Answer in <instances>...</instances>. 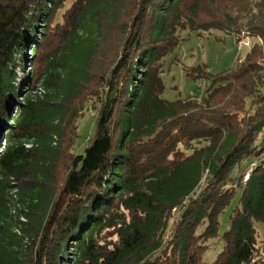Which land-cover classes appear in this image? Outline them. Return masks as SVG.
Returning <instances> with one entry per match:
<instances>
[{
	"label": "trees",
	"instance_id": "obj_1",
	"mask_svg": "<svg viewBox=\"0 0 264 264\" xmlns=\"http://www.w3.org/2000/svg\"><path fill=\"white\" fill-rule=\"evenodd\" d=\"M66 1L0 0V264H203L219 238L212 264H264V91L256 85L264 19L246 26L245 37L261 44L232 69L185 68L209 82L202 97L165 100L162 79V60L183 41L178 31L220 30L240 43L232 14L248 16L253 4L264 13V0H132L122 55L108 71L93 69L88 46L74 41L77 14L94 15L104 0H75L55 24ZM56 37L63 49L52 51ZM70 45L76 64L59 73V52ZM39 83L44 95H20ZM90 100L95 135L77 156L76 123ZM15 191L27 218L20 235L6 219Z\"/></svg>",
	"mask_w": 264,
	"mask_h": 264
},
{
	"label": "rangeland",
	"instance_id": "obj_2",
	"mask_svg": "<svg viewBox=\"0 0 264 264\" xmlns=\"http://www.w3.org/2000/svg\"><path fill=\"white\" fill-rule=\"evenodd\" d=\"M131 1L132 0H104L101 5V10L94 15H92L93 10L89 12L85 10L77 14L76 17L80 19L78 22V35L74 38V41L77 45V49H85L86 46H88L90 65L93 69L98 70L99 68L108 71L115 66L116 61L121 57L123 37L127 34L124 12L128 10ZM253 5L250 15L248 16H237L236 13L232 14L234 22L232 23L234 24L232 27L240 31V38H242L240 43H238L234 34L230 35L220 30L204 32L202 36L190 33L189 31H178V35L183 41L162 60L164 62L162 79L165 85V92L163 94L165 100L172 102L187 97L200 98L205 94L209 82L206 79H192L187 75L185 68L193 69L206 67L210 74L218 75L232 69L239 60H243L246 57L247 53L254 45L261 44L259 39L245 37L244 31L248 24L264 19V13L260 12L259 9ZM74 7H76L75 0H67L64 4V8L57 13L55 24L63 25L65 22V15H71ZM43 26L44 23H40L39 32L44 29ZM38 37L40 38V33H38ZM41 37L43 38V35ZM89 39H91V41ZM56 40L55 44L52 45V51L53 49L55 50L61 47L60 43H58L60 39L58 40L56 37ZM48 41L49 38L47 37L46 42L44 40L46 50L51 42L48 43ZM60 49L63 48L61 47ZM75 50L76 47L70 45L69 49L67 48L59 52L58 58H64L59 61L60 64L57 68L59 73H63L66 68L68 69L76 64L78 56ZM27 54V61L32 62L33 59L30 60V52L28 51ZM28 66L29 63H27L26 70H29ZM17 75L18 80L22 81L24 78L23 71L18 69ZM256 85L257 92L264 91V70L260 73ZM36 86L38 87L34 88V92H31L24 86L20 95L23 97L25 95L35 97V94L44 95L47 92L46 88L41 83ZM18 115L19 112L16 107H13L10 111L11 118H16ZM96 116L97 110L94 107V101L90 100L85 104L82 116L76 123L80 137L72 148V154L77 156L84 154L87 141L95 135ZM6 123L8 126H11L13 121L10 120ZM5 145L4 142H0V152L4 150ZM52 145L55 147V144ZM30 147L31 144L26 145V148ZM190 153L191 151H186V154ZM16 192L17 191L13 192L14 199H12L9 206V215H7L8 217H6V219L12 223L13 231L20 235L22 232L18 227V221L26 223L27 218L20 212V206L22 205H19L17 201ZM234 205H232L220 218L221 232H225L228 228L229 215ZM178 218L179 215L176 214L174 218L175 221L178 220ZM173 222L174 220L170 223L168 236L171 233ZM257 231L258 246L261 253L264 254V225L259 224V226H257ZM208 244L210 250L205 255L203 264H212L223 248V242L220 238L211 240Z\"/></svg>",
	"mask_w": 264,
	"mask_h": 264
},
{
	"label": "built area",
	"instance_id": "obj_3",
	"mask_svg": "<svg viewBox=\"0 0 264 264\" xmlns=\"http://www.w3.org/2000/svg\"><path fill=\"white\" fill-rule=\"evenodd\" d=\"M248 178H249V174L246 176V178H245V181H247V180H248Z\"/></svg>",
	"mask_w": 264,
	"mask_h": 264
}]
</instances>
